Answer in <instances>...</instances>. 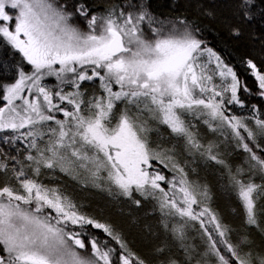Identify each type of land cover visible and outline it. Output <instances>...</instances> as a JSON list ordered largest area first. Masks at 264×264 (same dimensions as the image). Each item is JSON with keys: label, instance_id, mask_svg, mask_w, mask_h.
<instances>
[{"label": "snow or ice", "instance_id": "6c2138e0", "mask_svg": "<svg viewBox=\"0 0 264 264\" xmlns=\"http://www.w3.org/2000/svg\"><path fill=\"white\" fill-rule=\"evenodd\" d=\"M204 15L214 18L211 11ZM232 17L229 36L239 40L247 33L264 48V0H235ZM205 30L196 19L157 14L152 0H121L103 12L87 0H0V57L19 54L31 66L25 72L14 65L15 81L0 82L6 102L0 107V140L11 149L0 147V173L14 182L0 185V264H145L112 224L82 212L61 188L44 184L42 170L73 178L83 173L92 186L105 182L110 194L136 207L142 201L133 193L154 200L162 216L181 218L170 229L180 241L186 226L198 223L206 238L204 255L218 264H264V255L241 252L229 242L232 230L207 206V186L188 178L187 162L177 159L175 146L154 147L149 139L150 132L159 136V126L167 127L185 151L227 167L215 145L199 142L192 130L198 119L233 137L249 154V171L264 176V158L249 146L264 137V106L251 102H264V60L259 66L253 58L238 61L253 80L250 86L208 45ZM45 77L56 78L54 91ZM96 80L103 95L86 99L82 85ZM65 86L72 90L65 92ZM232 106L251 107L255 131ZM241 175V169L229 168V186L246 225L256 226V197L264 194V184Z\"/></svg>", "mask_w": 264, "mask_h": 264}, {"label": "rangeland", "instance_id": "374dc122", "mask_svg": "<svg viewBox=\"0 0 264 264\" xmlns=\"http://www.w3.org/2000/svg\"><path fill=\"white\" fill-rule=\"evenodd\" d=\"M24 62V71L31 72V66L27 65L26 61ZM211 72L212 66H209V74H211ZM43 83L50 86V88L54 91L55 85L58 82L56 81L55 77H45ZM213 83L217 85L220 84V79L218 76H213ZM83 89L87 90V95L85 97L86 99L93 94L103 95L102 90L99 88L98 80L93 82H85L82 85V90ZM113 89L118 90V86L114 85ZM71 90L72 89L69 86L64 87L65 92ZM5 103L6 102H4V104ZM17 103H19V101ZM4 104L2 106H4ZM63 106L68 107L69 110H71L70 105H67L65 103ZM122 107V104H117L118 109ZM133 111L135 110L133 109ZM231 111L237 116L244 117V122L255 131V124L252 120V116L247 115L237 106H232ZM57 116L59 119H65L62 114L58 113ZM192 124L195 125L192 130L198 135L199 142L205 146H207L209 143L215 145L216 154L220 159H223L225 161L227 167L225 165L217 164L214 161H209L199 155H194L185 151V149L183 148L184 142L182 140L173 138L167 127L159 126V136L156 132H150L149 139L153 142L154 147L156 144H160L165 148H172L173 146H175V150L178 154L177 159L180 160L182 164L187 162L185 171L188 172V178L192 181L198 182L201 185L207 186L211 197L207 206L210 207L211 210L218 215L224 225H227L232 230L228 237L229 242L234 245L239 244L241 252L251 251L253 255H264V194L256 197L255 211L257 225H246L245 213L242 205L229 186L228 169L231 168L233 172H235L238 168L241 169L242 175L240 178L246 181L251 178L257 185L264 184V176L261 175L259 169H255L251 172L249 171V154L242 148L237 147L236 140L227 132H224L223 134L220 131L213 132L207 125L203 124L198 119L192 120ZM150 126L156 127V125H152L151 122ZM3 135H5V133H0V136ZM255 145H259V147H256ZM249 146L253 148V151L256 152L257 156L264 158V137L258 135L254 142L249 143ZM0 147H3L5 151H11V149L3 144L2 140H0ZM12 154L15 153L13 152ZM158 167L161 168L160 165H158ZM189 169H192L193 171H190ZM42 175L47 176L49 182L52 181L51 176L56 177L55 180L63 182L66 185H76L80 187L87 186L88 188L94 189L98 192H103L115 198L122 197L125 199H123L124 202L132 203L131 200H129V198L127 197H118L110 194L107 191L108 185L105 182L101 183V187L92 186L91 183H88L85 180L83 173H80L79 178H73L72 175L60 172L59 170H42ZM5 182L14 184V182L8 181L7 178L4 177L2 173H0V185ZM50 186H52V184ZM133 197L135 199L137 197L140 198L141 196L137 193H133ZM162 221H166L169 225V228L166 230L170 232V236L173 240L174 245L176 246L175 249L182 259L183 264H197V261H199L200 264H218V261L215 257L204 255V253L206 252V238H203L200 232L197 231V229L199 228L198 223L195 225V227H193V222H190L185 228V239L183 241H180L176 239L170 229L173 225L180 223L181 218L162 216ZM182 244L184 245V247L181 246ZM185 247L191 248L193 251L190 254H186L184 250ZM220 247L221 253L227 257V249L223 246Z\"/></svg>", "mask_w": 264, "mask_h": 264}, {"label": "trees", "instance_id": "16d2710c", "mask_svg": "<svg viewBox=\"0 0 264 264\" xmlns=\"http://www.w3.org/2000/svg\"><path fill=\"white\" fill-rule=\"evenodd\" d=\"M87 2L98 12H103L107 7L119 4L121 0H87ZM234 3L235 0H152L157 14H163L168 18L186 16L205 25L207 30L204 31V38L208 45L222 57L225 63L235 66L241 79L251 86L253 84L251 76L241 72L237 66L238 61L241 58H253L259 66L264 60V48H261L259 43L250 41L247 33L239 40L229 36L227 22L233 19ZM206 11H211L214 18L204 15ZM79 23L83 26L82 20ZM0 62L3 63L0 67V82L4 84L12 83L17 78L14 65L25 67V62L19 54L10 55L7 60L0 57ZM5 68L7 70H4ZM2 95L3 90L0 89V107L5 102ZM251 102L264 106V102L259 98L252 99ZM239 109L253 116L250 106ZM260 118L264 119V114ZM155 166L160 168L157 164ZM161 170L164 171L162 167ZM164 174L171 176L167 171H164ZM55 178L51 176V183L47 176L41 175L40 180L48 186L52 184L50 187L61 188L81 206L82 212L112 224L123 235L131 252L144 260L145 264H160L168 258L183 264L170 232L163 227L162 215L155 201L137 197L135 199H140L142 204L136 207L132 203L124 202L125 199L122 197L115 198L87 186L66 185ZM93 234L106 239L99 231H94ZM161 247L165 251L158 253L156 249Z\"/></svg>", "mask_w": 264, "mask_h": 264}]
</instances>
